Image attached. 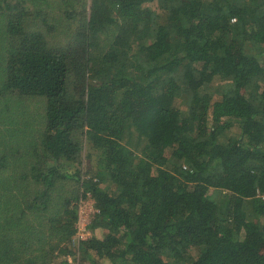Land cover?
<instances>
[{
  "label": "trees",
  "instance_id": "16d2710c",
  "mask_svg": "<svg viewBox=\"0 0 264 264\" xmlns=\"http://www.w3.org/2000/svg\"><path fill=\"white\" fill-rule=\"evenodd\" d=\"M0 110V264H264V0H0Z\"/></svg>",
  "mask_w": 264,
  "mask_h": 264
},
{
  "label": "rangeland",
  "instance_id": "374dc122",
  "mask_svg": "<svg viewBox=\"0 0 264 264\" xmlns=\"http://www.w3.org/2000/svg\"><path fill=\"white\" fill-rule=\"evenodd\" d=\"M24 106H26V108L28 110V113H29L30 109L32 111V109L35 106H38V105L35 102L30 101V103H28L27 105H24ZM38 111H39L38 108H34L33 109V113H37ZM0 114H1V110H0ZM29 114H31V112ZM4 116H8V114L4 113ZM10 116L13 117V116H16V115L14 113H12V114H10ZM11 161H12V157L9 156V155L6 157V160H3L4 165L6 166V170H7L8 173L10 171V166H11L10 163H11ZM84 164H85L84 168L87 171V174H84V176L87 177V179H88V177L92 178V174H93L92 172L96 171V161L94 162V160H92V159L91 160L87 159V160H85ZM67 183H69V182H67ZM75 187H76V184L73 183V181H70L68 189H74L75 190ZM85 194H86V197L82 198V200L80 202H78V210L80 209V206H81V208L82 207L84 208L83 203H85L87 208H89L90 206L92 207L93 200L90 198V196L88 195L87 192ZM90 215H91V213H90ZM93 216H90V219H91L90 220V224L88 225V227H86L87 231L89 233L88 237L94 236V237H97V238H101L104 235V233H105V229L103 227H100V226H97V227H92L91 226L90 227L91 221L93 220V218H92ZM81 239H84V238H81ZM78 240H79V238H78L77 234L75 233V235H74V243L77 244ZM74 243L71 241V244L74 245ZM70 249L72 251H76V254H75L76 260L74 261L73 256H71V255L66 256V257L64 256L65 260L67 261L68 264H91V262L89 261V256L88 255H84L82 250H79L75 245H74V247L72 245H70ZM89 255H90V259L91 258L92 259L95 258L94 255L91 254L90 252H89ZM83 256H85V257H83ZM58 257H59L58 260L56 259L57 262L62 261L63 258L61 256H58ZM94 261L97 264H109V259L108 258L107 259L106 258H101V259L94 260Z\"/></svg>",
  "mask_w": 264,
  "mask_h": 264
},
{
  "label": "built area",
  "instance_id": "2783aa9c",
  "mask_svg": "<svg viewBox=\"0 0 264 264\" xmlns=\"http://www.w3.org/2000/svg\"><path fill=\"white\" fill-rule=\"evenodd\" d=\"M84 208L80 206V209H77L78 217L76 221V234L78 238H86L88 237L89 233L87 231L88 225L90 224V216L95 215L98 212V209L94 206V203H92V207L90 206L87 208L85 203H83ZM91 213V215H90Z\"/></svg>",
  "mask_w": 264,
  "mask_h": 264
}]
</instances>
